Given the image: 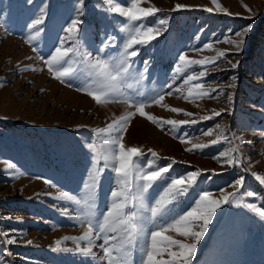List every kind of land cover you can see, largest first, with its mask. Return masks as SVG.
Here are the masks:
<instances>
[{
  "label": "rangeland",
  "instance_id": "1",
  "mask_svg": "<svg viewBox=\"0 0 264 264\" xmlns=\"http://www.w3.org/2000/svg\"><path fill=\"white\" fill-rule=\"evenodd\" d=\"M151 3L162 12L150 17L148 23L166 17L168 24L134 58L133 77L122 88L126 95L140 98L141 93L151 96L161 89L171 90L166 88L169 84L173 88L182 87L184 74L174 77L180 52L198 59L215 56L219 51H226L227 55L216 66H209V74L202 81L205 88L223 89L218 98L191 102L178 92L165 97V104L195 115L174 113L155 104L146 108L164 119H196L198 123L181 125L172 132L168 130L171 126L165 125L162 130L139 115L130 122L124 142L144 150L146 155L139 163L145 170L149 160L153 161L152 170L172 165L164 178L144 194V206L134 210L150 221V208L170 180L200 169L196 184L169 205L176 213L194 206L201 191H209L214 198L236 192L238 199L222 203L216 210L191 264H264V219L243 207L246 203L264 207V186L252 174H264V138L260 135L264 132V0H218L233 15L216 10L212 0H151ZM176 3L191 7L171 11ZM209 7L214 11H207ZM41 8L45 9V19L36 31L39 28L43 31L29 44L26 39L34 30L28 24ZM77 16L82 21L77 36L82 52L94 57L115 55L121 50L125 33L120 28L127 21L110 11L106 0H84L83 6L80 0H0V264H107L99 248L102 239L93 237L90 254L80 251L89 246L87 241L65 239L80 237L87 222L78 219L86 210L83 203L64 199L62 194L80 200L86 196L85 184L90 180L93 158L90 145L95 143L99 147L106 138L94 130L131 109L123 97L97 104L77 90L82 86V76L61 83L40 59L51 55L65 36L63 28ZM248 16L253 18L246 19ZM248 24L252 28L246 36L234 35ZM108 36L115 37L113 46L99 53ZM225 37L244 39V44L238 50L236 45L226 43ZM210 42L212 50L195 51ZM72 43L67 41L65 46ZM67 59L78 72L82 69L81 57L70 54ZM145 60L149 61V69L141 78L139 73ZM228 61L238 64L232 68ZM24 66L30 67L21 70ZM189 71L198 74L200 68L193 66ZM230 84L233 86L227 87ZM183 91L186 94V89ZM229 94L233 96L231 103L227 100ZM220 109L227 111L211 120L199 119ZM216 124L222 126L228 140L203 150L186 151L192 144L215 139V133L212 136L202 133L215 129ZM185 134L190 142L181 143L179 137ZM235 147L238 151H232ZM148 149L156 151L159 158L151 157ZM221 152L239 157L240 163L234 166L223 163ZM241 175L245 177L243 186H235ZM113 187L114 173L105 168L94 190V222L107 210ZM156 223L163 221L157 219ZM13 237L16 243H8ZM29 240L31 244L26 243ZM138 257L134 253L137 262Z\"/></svg>",
  "mask_w": 264,
  "mask_h": 264
},
{
  "label": "snow or ice",
  "instance_id": "2",
  "mask_svg": "<svg viewBox=\"0 0 264 264\" xmlns=\"http://www.w3.org/2000/svg\"><path fill=\"white\" fill-rule=\"evenodd\" d=\"M106 3L109 5L111 12L118 13L127 21L120 28V31L125 33V38L121 50L117 54H107L106 56L97 54L93 57L88 52H82L77 41V36L80 34L79 26L82 21L77 16V18L71 20L67 27L63 28L65 36L60 38L59 45L55 47L51 55L47 59L40 58L53 78L61 83H64L68 78L79 79L82 76V86L77 90L87 94L97 104H107L112 100L123 97L124 102L131 109L116 117L104 127L94 130L98 136H106V138L99 147L95 143L90 145L93 158L90 180L85 184L86 196L80 200L71 194H62L64 199L74 201L77 204L83 203L86 210L83 217H78V219L82 223L86 221L87 228L80 237H65V239L87 241L89 246L80 249L84 254L92 252L94 236L102 239L103 242L99 244V248L103 251L102 259H106L107 264H191L197 245L207 231L216 210L220 208L222 203H232L238 199L237 193L231 192L222 194L221 198H214L209 191H201L194 201V206L182 213H176L169 205L176 201L178 197L186 195L189 189L196 184L197 178L201 175V170L197 169L187 173L186 176L170 180L150 208L151 219L149 221L148 218L140 215L134 208L144 206V194L157 181L164 178L172 165L168 164L165 167L152 170L153 161L149 160L147 170H145L144 166L139 163L140 158L146 155L144 150L138 146L126 145L124 136L130 122L137 115L146 118L162 130H164L165 125L171 126L168 130L172 132H175L181 125L198 123L196 119H164L146 111V108L155 104L168 108L174 113H184L189 117L195 115L183 108L170 107L165 104V97L178 92L183 95V99L191 102L206 97L218 98L223 89L219 86L205 88L202 81L209 74V66H216L217 61L226 57L227 52L219 51L215 56H205L199 59L190 57L186 52H180L174 69V77L184 74L182 87L173 88L169 84L166 85V88L171 90L164 91L161 89L155 95L145 96L141 93L139 94L140 98L128 96L122 88L126 80L133 77L134 58L138 57L142 47L149 45L166 30L168 18H158L154 19L152 23H148L150 17L155 18L157 13L162 12V9L152 4L151 0H123V3L117 2V0H106ZM212 3L216 5V10L233 15L227 8H223L218 0H212ZM83 4L84 0H80V5L83 6ZM145 4L149 6H145ZM189 7L191 6L176 3L171 11ZM244 7L249 12L251 11L247 5H244ZM206 10L209 12L214 11L211 7ZM245 18L252 19L253 17L248 16ZM44 19L45 9L41 8L39 15L28 24V28L34 31L27 37V43L31 44L39 35V32L43 31V28H39L38 31L36 29L44 23ZM251 28L252 24H248L242 31L236 32L234 35L244 37ZM114 40L115 37L108 36L106 40L102 41L103 47L98 50L99 53H104L105 48L113 46ZM67 41H72V46L66 47ZM225 42L236 45L239 50L244 44V39L233 40L225 37ZM204 49L212 50V43L204 44L202 49H195V51H203ZM70 54L73 57L79 56L82 58L80 61L82 69L79 72L71 66L72 61L67 59ZM228 63L232 68H235L238 64V62L233 64L231 61H228ZM143 64L144 68L139 73L141 78H144L148 72L149 61L145 60ZM193 66H199L200 71L198 74L189 71ZM28 67L30 66H24L21 70H27ZM232 79H235V77ZM232 86L230 84L227 87ZM183 89H186V94ZM227 100L231 103L233 96L229 94ZM225 111L227 109L213 110L211 115H203L199 119L211 120ZM216 130L220 131L216 132ZM223 131L222 126L216 124L215 129H208L202 133L204 136H212L215 133V139L210 140L209 143L192 144L191 147L186 148V151L203 150L210 145L220 143L222 140H228V136L224 135ZM186 135L179 137L181 143L190 142L186 139ZM260 135L264 138V132ZM239 139L241 143L245 142L243 137ZM232 151H238V147L233 148ZM147 153L153 158H159V154L153 149H148ZM220 157H223V163L229 166L240 163L239 157H234L230 152H221ZM101 161H103V167H100ZM172 162L175 163V160L173 159ZM105 168L114 173L115 187L111 189L110 203L107 210L101 214L102 218L94 222V190ZM213 174L216 173L213 171ZM252 174L258 183L264 186V174L255 172ZM244 180L245 177L241 175L235 180V186H243ZM221 192L223 193L224 190L222 189ZM248 195H254V193H248ZM243 207L259 218L264 219V207H260L255 203H246L243 204ZM157 219L162 220L163 223L157 224ZM149 223L152 225L151 228H149ZM4 235H7V233ZM7 242L16 243V239L13 237ZM26 243L31 244L32 241L29 240ZM59 243L58 241L57 244ZM134 253L139 254L138 262L134 259Z\"/></svg>",
  "mask_w": 264,
  "mask_h": 264
}]
</instances>
